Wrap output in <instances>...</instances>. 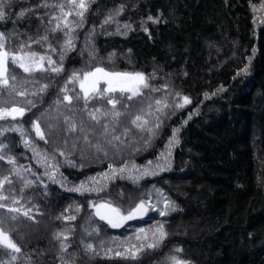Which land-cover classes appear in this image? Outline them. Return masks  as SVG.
<instances>
[{
	"label": "trees",
	"instance_id": "trees-1",
	"mask_svg": "<svg viewBox=\"0 0 264 264\" xmlns=\"http://www.w3.org/2000/svg\"><path fill=\"white\" fill-rule=\"evenodd\" d=\"M79 3L0 0V111L24 109L0 118V231L20 250L0 243V264H264V0H85L82 19ZM95 68L148 86L101 82L85 104ZM101 201L148 212L112 228Z\"/></svg>",
	"mask_w": 264,
	"mask_h": 264
},
{
	"label": "snow or ice",
	"instance_id": "snow-or-ice-1",
	"mask_svg": "<svg viewBox=\"0 0 264 264\" xmlns=\"http://www.w3.org/2000/svg\"><path fill=\"white\" fill-rule=\"evenodd\" d=\"M78 8H79V11L77 12V15H79L81 17V19L83 18V14L84 12L87 10V4L85 3V0H80V3L78 5ZM21 16L24 15V13L22 12L20 14ZM4 17V12L2 9H0V19H2ZM152 18L149 17V20H151ZM107 22V21H106ZM59 27V26H58ZM55 31V29H54ZM46 39V37H45ZM0 40H2V34H0ZM74 45H72L71 43V39H69L68 41H66V47L67 49L70 51L72 49ZM3 48V43L0 42V49ZM9 58V54L7 52H4V51H0V84L4 85V86H7L8 85V80L7 79H3L4 75H5V72H6V68H5V63H6V60ZM26 57H21V56H11V60H12V63L13 64H17L20 68L23 69V71L25 73H31L33 71H36V70H43L42 68V65H35L33 66V63H25L24 60H25ZM27 59L31 60L34 62V59H35V54H31V56L27 57ZM41 61H43L45 59V57H40L39 58ZM49 59V64H52L53 62L51 61L50 58ZM61 59H63V56L61 57ZM52 71L54 72H58L60 71L61 69L59 68H55L53 67L51 69ZM96 73H101L103 72V69H100V68H97L95 70ZM244 74H247L248 72V69L245 68L243 70ZM89 75H93V74H90V73H85V79H87V77ZM106 76H116V77H129L131 78L132 80H135L137 82V86L136 87H133V86H129L127 84H124V83H121L119 85V91L121 92V94H123L125 91L127 92H130L131 95L129 96V99H133L136 95L139 94V87L140 86H143V87H147V83L145 82L146 81V77H144V75L142 73H136V74H128V73H105ZM73 77H76V74L74 73L73 74ZM72 78H70L71 80ZM81 89L84 91V99H85V104H87V101L88 99H91L92 96H90L89 94V90L87 88H85V84L84 82H81V85H80ZM44 88H41L40 91H43ZM117 91V87L113 86L112 84V81H109V88L106 89V92H115ZM24 93H21V95H23ZM93 95H96L95 93H93ZM100 95H103L102 93ZM64 99L66 101H71V97L65 95ZM77 99H79V97H77ZM185 102H187V98L185 97ZM109 103L112 104L113 106L116 105V103H118V101L112 99V100H109ZM179 107H183V105H179ZM99 111V110H97ZM24 114V109L23 108H12L10 111L5 109L3 110V112H0V118L4 117V116H11L12 118H15L17 115L19 116H23ZM119 115V114H117ZM93 119H96L95 115L92 116ZM67 119V118H66ZM140 120V117H137L136 118V121H133V123H137V121ZM137 126H140V125H137ZM76 128V126L74 124H72L69 128L70 131H74ZM151 131V130H149ZM37 134L40 135V131H39V128H37ZM41 138H43V136H41ZM176 143L178 144L179 141H176ZM28 146V142L25 141V147ZM2 147V146H0ZM0 159H3V157H0ZM9 163H14V161L10 158L9 159ZM70 163V162H69ZM55 167V166H53ZM123 171V169L121 170V172ZM152 174H156V173H152ZM115 178V177H113ZM123 178V177H122ZM143 176H140V177H137L136 179L139 180V179H142ZM7 179V178H5ZM49 179L53 180V182H57L55 181L54 177L53 176H49ZM71 191H79L80 189L79 188H76V189H69ZM0 207H3L2 204H0ZM99 207H104V205H100ZM99 207L97 209V212H96V215H98L100 217L101 220H107V223L112 227V228H120V227H123L125 226V222L126 221H131L133 219H141L143 218L144 215L147 214L148 212V209H146L143 205V202L141 204H138L134 209H132L130 212L127 213V215H119L118 218L116 219H113L112 217L110 216H106L104 214H102L100 211H99ZM113 212H118L119 210L116 209V208H113L112 209ZM176 211V207L174 204H168L166 206V210L165 211H160L159 214L161 216H165L168 214V212H174ZM74 219V217H73ZM139 231L143 232L144 230L143 229H140ZM59 235L60 234H57V238H59ZM166 234L164 233L163 231V226L160 227V229L157 230L156 233H153V240L155 241L154 244H150L148 245V247H155V246H158V243L159 241H161L164 236ZM140 237L138 236L137 239H139ZM0 242H4L7 244V246L10 248V249H14L16 252H19V248H17L16 244L12 243L11 240L8 239L7 236L3 235L2 233H0ZM61 247L62 249H66L68 247L67 244L63 243V241L61 242ZM87 248L90 250L91 249V245H88ZM143 249V245H141L140 248H137L135 251H131V250H126V252L124 253H121V252H117L116 255L118 256H130L132 259H136L137 258V255L140 251H142Z\"/></svg>",
	"mask_w": 264,
	"mask_h": 264
},
{
	"label": "rangeland",
	"instance_id": "rangeland-1",
	"mask_svg": "<svg viewBox=\"0 0 264 264\" xmlns=\"http://www.w3.org/2000/svg\"><path fill=\"white\" fill-rule=\"evenodd\" d=\"M96 69L97 68H95L94 70H92L91 72H89L90 74H93V75H89L87 77V79H85V76H84L83 79H82V81H81V82H84L85 88H87L89 90V93H91L92 91H94L96 89L97 85H99V83H101V82L104 83V85L106 86L107 89L109 88V81H112L113 86L117 87V90H119V85L121 83L127 84L129 86H133V87H136L137 86V82L135 80H132L129 77H116V76H106L105 75V73H123V72H109V71L103 70V72H101V73H96L95 72ZM100 69H102V68H100ZM128 74H136V73H128ZM81 82H80V85H81ZM82 93L84 94V91L83 90H82ZM12 108H17V107H12ZM12 108L7 109V110L10 111ZM0 112H3V110H1ZM156 199L157 200H160L161 199L159 193H158V195L156 194ZM141 203L142 202H140L139 204H141ZM100 205H104V207H99ZM143 205H144V207L146 209H148V206L146 205L145 202H143ZM98 207H99V211L102 214H104L106 216H110L113 219L118 218L119 215H127V213L121 214L119 212H113L112 209L113 208H116L115 206H113V205H111V204H109L107 202L101 201V202L96 203L94 205V207H93V214L96 217H99L98 215H96V212H97ZM104 221L107 222V220H104ZM127 222L128 221H126L125 224ZM0 233H2L3 235L7 236L6 234H4L1 231H0ZM0 243H2L3 245L7 246V244L4 243V242H0Z\"/></svg>",
	"mask_w": 264,
	"mask_h": 264
}]
</instances>
